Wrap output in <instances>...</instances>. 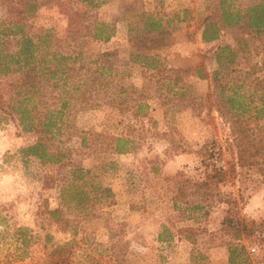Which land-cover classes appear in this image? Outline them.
Listing matches in <instances>:
<instances>
[{
	"label": "rangeland",
	"instance_id": "obj_1",
	"mask_svg": "<svg viewBox=\"0 0 264 264\" xmlns=\"http://www.w3.org/2000/svg\"><path fill=\"white\" fill-rule=\"evenodd\" d=\"M101 1L100 21L116 29L107 43L64 40L67 0H48L25 21V33L44 39L42 53L51 55L61 39L69 64L99 61L104 73L93 95L99 106L67 115L79 131L70 145L84 170L81 180L69 176L45 187L59 165L23 158L20 150L36 135L0 110V264H230L231 245L239 242L223 228L229 211L263 222L256 237L240 241L249 261L236 254V264H264V118H255V107L264 104V33L233 27L203 42L205 19L221 21L219 0ZM260 1L234 0L241 7ZM8 10L0 4L2 57L17 51L22 36L13 26L20 16ZM140 13L169 23V34L144 37ZM227 45L239 49L237 56L225 53L218 62ZM232 97L249 107L236 124L229 119ZM79 135L87 137L86 146ZM109 137L130 139L133 150L115 153ZM241 143L254 165L239 167ZM215 170L226 181L209 192L204 205H210L190 208L202 201L194 195L198 183ZM55 209L63 210L65 229L50 218ZM20 229L32 238L26 248Z\"/></svg>",
	"mask_w": 264,
	"mask_h": 264
},
{
	"label": "trees",
	"instance_id": "obj_2",
	"mask_svg": "<svg viewBox=\"0 0 264 264\" xmlns=\"http://www.w3.org/2000/svg\"><path fill=\"white\" fill-rule=\"evenodd\" d=\"M13 1L0 0V4L6 6L9 12L17 13L20 16L19 21H15L13 26L21 30L22 36L16 42L18 49L15 53L6 54L4 57L0 54V61L4 59V63L0 62V75L13 74L17 75L18 79L16 82L5 83L0 79V110L7 116L16 119L23 130L34 132L36 135V140L32 144L20 150L23 158L27 161L37 160L45 166L59 165L57 175L45 177V187H52L56 183H66L69 176L74 177L75 180H81L84 170L81 163H76L75 151L70 145L71 140L79 134V131L69 127L67 115L99 106L100 103L94 100L93 95L98 92L100 87L97 82L103 79V67L100 66L99 61L90 65L69 64L70 58L61 51V39L57 40L55 52L51 55L42 53L44 39L42 42V38L25 33L24 27L28 26L25 21L34 16L41 6L46 5L48 0L21 2V7L15 5ZM104 2L101 0H67L64 5L67 17L64 40L67 42L91 38L104 43L109 42L116 34L115 24L100 21L99 15L95 11ZM219 7L220 23L210 22L209 18L205 19L202 32L203 42L217 41L224 29L233 27H238L240 30H246L257 36L264 33V0L245 7L236 5L234 0H219ZM183 13L186 17L187 10ZM137 18L143 24L144 37L155 32L158 33V40L169 34V23L164 25L147 13H140ZM186 20V18L182 19V21ZM36 38H38L37 41ZM248 41L245 39L246 43ZM238 50L233 49L230 45L220 48L216 60L221 62L225 53L228 54L227 56L235 57ZM106 55L108 54H103V57ZM78 60L79 58L75 57L72 61L77 62ZM201 72L199 70L200 77L206 78ZM260 101L263 104L264 98H261ZM227 103L234 110L229 118L234 124L240 122L242 114L249 110V107H246L242 101L235 97L228 99ZM255 110H257L256 119L261 120L259 115L264 118V104L261 107H255ZM96 135L94 134V136ZM79 137L81 145L86 146L87 137L84 135H79ZM108 139H111L113 150L117 154H126L133 150V146H129L132 144L130 139L120 137H109ZM244 146L242 143L238 144V164L241 168L255 164V161L246 159V153L249 150L247 145ZM225 181L226 175L222 172L215 170L208 174L203 182L198 183L197 192L194 194H199L202 201L191 202L187 205L193 209H203L210 205L208 203L204 205V202H208V198L215 188ZM202 191L204 193L201 195ZM104 192L107 193L108 190L105 189ZM183 192L179 193L177 200L184 197ZM80 196L83 198L84 194ZM227 203L233 206L232 209H238L239 202L237 200H229ZM49 216L62 229L67 227L62 209L50 211ZM261 225L263 222L240 218L237 211H229V216L223 222V228L231 231L235 241L239 242L231 245L230 264H236L234 258L236 254L244 257L243 262L249 261L246 247L241 245L240 241L256 237ZM166 230L168 231V229ZM20 232L21 244L26 248L32 238H28L26 229H20ZM162 237L163 235L159 236L160 240ZM58 250L60 251L62 248L59 247Z\"/></svg>",
	"mask_w": 264,
	"mask_h": 264
}]
</instances>
